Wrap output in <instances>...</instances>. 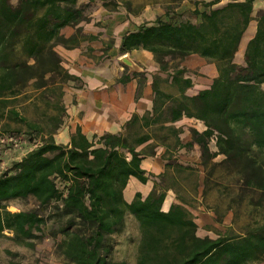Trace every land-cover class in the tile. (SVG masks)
Returning a JSON list of instances; mask_svg holds the SVG:
<instances>
[{
	"label": "trees",
	"instance_id": "16d2710c",
	"mask_svg": "<svg viewBox=\"0 0 264 264\" xmlns=\"http://www.w3.org/2000/svg\"><path fill=\"white\" fill-rule=\"evenodd\" d=\"M87 1L88 5H118L115 0ZM254 1L227 0L222 5L221 0L195 2V21L157 18L125 31L120 37V55L139 49L148 51L161 72H167L175 61L168 76L177 95L165 92L160 82L166 78L155 75L151 84L152 113L132 115L127 128H135L134 133H105L89 140L77 127L67 144H57L50 136L13 162L9 171L0 174V235L8 230L16 238L28 239L40 230L44 223L40 212H10L2 206L4 200L33 195L41 209L61 201L67 211L94 226L90 236L70 232L57 243V250L74 264H128L107 260L100 249L103 234L113 232L127 214L137 221L140 232L135 264H264V220L248 225L242 235L223 232L212 238L197 234L198 225L177 179L179 174V180L196 193V169L171 159L170 153V149L191 150L197 145L200 164L207 169L202 195L214 168L223 165L237 174L241 192L257 194L247 204L260 215L264 213V8L253 16ZM76 4L77 0H0V111L7 109L6 115L12 121L25 123L27 134L42 132L43 127L29 122L11 103L30 82L35 89L56 83L58 101L52 105L60 115L65 113L61 84L77 78L68 73L54 47L74 48L98 39L99 33L83 31L81 23L90 20L83 14L84 6ZM124 6L130 12L127 2ZM251 21H255V32L246 43L243 63L237 64L234 58ZM65 28L73 32L65 36L61 33ZM108 49L110 44L103 48ZM191 55L214 63L217 75L207 88L188 94L192 80L185 74L189 69L179 64ZM183 117L205 126L201 132L190 128L186 142L181 141V130L174 125ZM169 122L172 124H165ZM58 123L59 119L55 129ZM151 127L166 131L164 140L173 139V143L163 144L160 157L165 168L156 177L141 167V161L156 155L157 144L149 143L137 150L152 139L139 131ZM211 140L214 151L209 148ZM218 155L223 159L213 162ZM130 177L142 185L150 180L152 186L145 195L136 191L126 201L124 188ZM169 190L178 202L163 210Z\"/></svg>",
	"mask_w": 264,
	"mask_h": 264
},
{
	"label": "rangeland",
	"instance_id": "374dc122",
	"mask_svg": "<svg viewBox=\"0 0 264 264\" xmlns=\"http://www.w3.org/2000/svg\"><path fill=\"white\" fill-rule=\"evenodd\" d=\"M115 1L118 4L116 8L111 5L105 7L101 2H93L88 5L86 4L88 2L87 0H77L76 4L78 7L84 6L83 14L90 20L87 24L93 21L97 25V28L103 31L104 34H102L101 39L99 38L103 47L105 48L107 44H110V49L104 51L103 56L115 52V41H118V37H121L125 31L134 29L139 24H150L157 18L176 22L186 20L195 21L192 13L196 5L195 2L199 3L209 0ZM226 1L221 0V5L225 4ZM126 2L129 4L130 12L124 6ZM262 7L264 8V0H255L253 16H256L257 11L262 9ZM120 19H122L120 26H115L113 29L114 32H112L110 29L112 24H109V21H120ZM92 26L95 25L93 24ZM255 28V21H251L247 30L244 32L245 34L242 36L241 48L245 47L250 35L252 33L254 34ZM54 49L57 50L55 47ZM242 53L244 51L236 56V60L234 58L235 63H243ZM136 54L140 55L141 53L137 51ZM117 55H120L118 51ZM139 57L144 64H147L144 58L145 56L143 58L141 56ZM149 58L151 63L147 64V69L141 63L139 64L143 67L142 70L144 69L140 71L141 74L148 73L152 77L156 75L163 80L166 78V81L160 82V87L165 92L176 96L177 89L171 85L170 77L168 76L173 71L171 66H173L175 61L170 63L167 72H161L152 54ZM179 65L181 67L183 63ZM195 68H188L189 70L185 74V76L190 77L192 80V86L187 91L188 94H193L201 89L207 88L217 75L214 63L205 61V63H199ZM30 83L23 88L16 101L11 103V106L29 122L40 124L43 127V131L27 134L25 132L27 129L25 123L12 121L11 117H9L10 115H6L7 109H4L2 112L0 111V174L9 171L13 162L18 161L29 150L37 148L44 141L48 140L50 136H52L55 143L62 144L53 137L57 133V130L61 129L66 120L65 113L60 115V112L53 107L58 101L56 94V91L58 93V89L55 90L56 83L48 84L46 89H35ZM69 83L70 81L62 82L60 87L62 93L66 92ZM262 88L264 89V85ZM169 105V103L166 105V116L169 115L167 109ZM58 119L60 120V124L58 123L59 127L55 129ZM190 122L193 123V121H189V123L184 122L185 128H188V125L192 124ZM175 126L181 130L179 137L183 141L185 130L182 134V127L180 125ZM18 129L20 132L16 133L15 131ZM50 132L53 133L50 134ZM139 132L149 134L152 137L150 140L151 144H157L155 147L156 156L163 154L165 148L163 144L173 143L171 137L164 140V136L167 134L166 131L157 129V127L144 128ZM10 136L13 138L12 141H8ZM209 148L212 151L214 149L216 150L214 141H210ZM146 150L148 151L147 148ZM170 153L171 159H175L183 165H191L196 169L198 184L196 193L187 188L183 181L179 180V174H177V179L178 183L180 182L179 184L184 187L183 195L190 204L187 207L198 225L197 234L199 236L215 238L218 233L223 232H227L229 236L242 235L248 225L264 220V213L260 215L251 205L247 204L250 198H254L253 200H255L257 194L254 191H240L237 182L238 176L234 170H228L223 165L215 167L214 172L209 176L206 193L202 195L203 178L207 169L205 171L204 167L200 164V151L198 146L195 145L191 150H187L186 148L170 149ZM222 159L223 155H218L213 159V162H219ZM209 168L210 166H208ZM169 173L176 175L171 170ZM182 175L180 173V176ZM57 184L61 187L59 181H57ZM174 202H178L174 192L171 190L167 191L162 209H166ZM2 206L10 212L38 211L43 216L44 223L40 227V230L35 231L34 235L28 239L16 238L12 232L8 230L3 231L0 235V264H74L57 250V243L67 233L73 232L87 237L93 234L95 230L92 224L81 220L76 213L67 211L61 201H53L41 209L36 198L33 195H28L26 197L4 200ZM216 220H220V223L216 222ZM139 240L140 232L138 223L132 215L127 214L123 221L115 227L113 232L103 234L100 245L101 254L109 261H125L128 264H135ZM246 264H259V262L252 261Z\"/></svg>",
	"mask_w": 264,
	"mask_h": 264
},
{
	"label": "crops",
	"instance_id": "0c3cea01",
	"mask_svg": "<svg viewBox=\"0 0 264 264\" xmlns=\"http://www.w3.org/2000/svg\"><path fill=\"white\" fill-rule=\"evenodd\" d=\"M254 9L255 1L253 12ZM121 21L122 19H120V21H109V24H112L110 27L112 32H114L113 29L115 26H120ZM92 23L93 21L89 24L81 23V25L85 33L94 35L99 33L100 36H98L97 40L82 42L74 48H65L62 45L55 46L57 49L55 51L63 59V66L68 73L77 78L74 81H70L68 89L63 93L62 104L65 109L66 120L61 129H58L57 133L53 135L54 139L62 144H67L69 142L70 134L74 132L77 127L80 128L81 133L89 140H96L105 133H120L121 135L129 136L131 132L134 133L135 131V128H127V123L132 115L137 114L142 116L148 112L150 114L152 113L153 90L151 84L153 77L148 73L142 75L140 71L132 72L119 62V58L122 56L117 55L120 37H118L119 39L117 38L118 41H115L114 50L116 53L112 52L107 56H103L104 47L100 39L104 33L101 29L97 28L95 23H93L95 26H92ZM72 32L73 29L71 28L61 30V33L65 36H69ZM253 35L252 33L250 38ZM241 42L242 41H240L238 51L235 55V60L236 56L240 55L245 49V47L241 48ZM137 51L141 54H136ZM128 55H130L136 63H141L145 66L146 69L148 67L147 64L151 63L149 58L151 54L148 51L139 49L128 53ZM116 56L118 57L115 58ZM139 56L142 58L145 56L144 58L147 64H144ZM199 63H205V60L196 55H191L184 61L183 66L195 68ZM238 64L241 63L238 62ZM263 85L264 84H262V87ZM189 121H193V123L190 122L192 124H189V127L195 128L199 132L205 129L202 122L183 117L181 120L174 123V125H180V127H182V134L185 130L183 141L181 140L182 142H186L190 139V129L184 126V122L189 123ZM211 142H213V140H211ZM149 143H151L150 140L141 144L137 150H140ZM141 167L145 169L147 173L155 175L154 177L161 174L165 168L164 161L158 155L145 156L141 161ZM151 186L150 180L145 185H142L135 178L130 177L124 188V198L126 201H130L136 191H140L145 195L150 190ZM167 209L168 207L163 210Z\"/></svg>",
	"mask_w": 264,
	"mask_h": 264
},
{
	"label": "water",
	"instance_id": "95a60500",
	"mask_svg": "<svg viewBox=\"0 0 264 264\" xmlns=\"http://www.w3.org/2000/svg\"><path fill=\"white\" fill-rule=\"evenodd\" d=\"M119 62L126 66L132 72L142 71V67L138 63H136L127 53L123 54L119 58Z\"/></svg>",
	"mask_w": 264,
	"mask_h": 264
},
{
	"label": "built area",
	"instance_id": "2783aa9c",
	"mask_svg": "<svg viewBox=\"0 0 264 264\" xmlns=\"http://www.w3.org/2000/svg\"><path fill=\"white\" fill-rule=\"evenodd\" d=\"M13 140V138L10 136V138H9V140L8 141H12ZM0 142H1V140H0Z\"/></svg>",
	"mask_w": 264,
	"mask_h": 264
}]
</instances>
